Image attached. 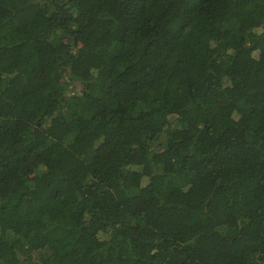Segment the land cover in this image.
I'll return each mask as SVG.
<instances>
[{"label":"trees","instance_id":"1","mask_svg":"<svg viewBox=\"0 0 264 264\" xmlns=\"http://www.w3.org/2000/svg\"><path fill=\"white\" fill-rule=\"evenodd\" d=\"M0 264H264V0H0Z\"/></svg>","mask_w":264,"mask_h":264}]
</instances>
